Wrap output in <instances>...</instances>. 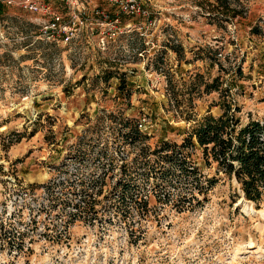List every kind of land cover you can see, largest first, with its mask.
<instances>
[{
	"label": "rangeland",
	"instance_id": "374dc122",
	"mask_svg": "<svg viewBox=\"0 0 264 264\" xmlns=\"http://www.w3.org/2000/svg\"><path fill=\"white\" fill-rule=\"evenodd\" d=\"M46 1L65 21L81 9L68 41L20 0L1 7L0 264H264V206L198 145L219 181L189 203L156 150L223 100L242 125L264 117V0H232L229 21L218 0Z\"/></svg>",
	"mask_w": 264,
	"mask_h": 264
},
{
	"label": "trees",
	"instance_id": "16d2710c",
	"mask_svg": "<svg viewBox=\"0 0 264 264\" xmlns=\"http://www.w3.org/2000/svg\"><path fill=\"white\" fill-rule=\"evenodd\" d=\"M218 1L220 16H216L220 21L237 19L243 14L241 10L231 7L232 0ZM2 6L3 4L0 3V13ZM142 13L144 14V11ZM254 31L259 32L258 29ZM109 77L110 75L106 80ZM126 86L125 79L122 78L119 89L126 98H130L132 93ZM219 104L222 108L221 115L208 113L199 119H194L191 131L181 144L163 142L156 150L166 151L165 161L171 163L189 180L191 191L189 203L194 200L196 204H200V195L205 196L218 183L217 175L222 173L228 178L236 179L246 200L255 203L257 207L264 206V117L252 119L242 125L237 115L240 111L239 107L233 106L228 100H223ZM129 127L130 129L125 132V139L129 143H137L140 136L147 137L139 127ZM197 145L202 149L205 163L215 164L216 176L209 177L193 161L189 148ZM169 151L171 153H168ZM143 202L142 206H146L147 200ZM184 205H187L186 202L178 203L182 209Z\"/></svg>",
	"mask_w": 264,
	"mask_h": 264
},
{
	"label": "built area",
	"instance_id": "2783aa9c",
	"mask_svg": "<svg viewBox=\"0 0 264 264\" xmlns=\"http://www.w3.org/2000/svg\"><path fill=\"white\" fill-rule=\"evenodd\" d=\"M14 0H0V3H13ZM20 5L28 11L38 13L45 17L41 22V33L48 39L58 40L62 37L63 41H68L73 35L74 26L82 23V14L80 8L70 6L72 13L68 21H65L64 15L55 11L53 5L46 0H20ZM76 9L79 10L76 13ZM132 12H134L132 7Z\"/></svg>",
	"mask_w": 264,
	"mask_h": 264
},
{
	"label": "bare ground",
	"instance_id": "6f19581e",
	"mask_svg": "<svg viewBox=\"0 0 264 264\" xmlns=\"http://www.w3.org/2000/svg\"><path fill=\"white\" fill-rule=\"evenodd\" d=\"M247 211H248L249 213H255V212H257V210L254 209V208L251 207V206L248 207Z\"/></svg>",
	"mask_w": 264,
	"mask_h": 264
}]
</instances>
